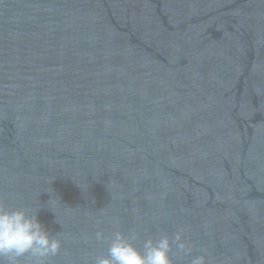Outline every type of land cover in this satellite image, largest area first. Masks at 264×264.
<instances>
[{
    "label": "water",
    "instance_id": "1",
    "mask_svg": "<svg viewBox=\"0 0 264 264\" xmlns=\"http://www.w3.org/2000/svg\"><path fill=\"white\" fill-rule=\"evenodd\" d=\"M0 198L48 264L180 229L174 264H264V0H0Z\"/></svg>",
    "mask_w": 264,
    "mask_h": 264
},
{
    "label": "clouds",
    "instance_id": "2",
    "mask_svg": "<svg viewBox=\"0 0 264 264\" xmlns=\"http://www.w3.org/2000/svg\"><path fill=\"white\" fill-rule=\"evenodd\" d=\"M114 226L119 218L112 219ZM97 241H109L108 255L97 256L94 264H174L170 257L173 244L177 253L190 255L192 247L183 239V229L173 238L162 235L157 239L143 241L142 250L136 247V233L125 235L116 230L111 237H105L102 230L95 234ZM62 242L52 236L38 219L37 211L24 208H8L0 198V264H18L19 258L31 256L32 264H48L49 258L59 254ZM202 253L206 250H201ZM190 264H208L206 255L192 257Z\"/></svg>",
    "mask_w": 264,
    "mask_h": 264
}]
</instances>
